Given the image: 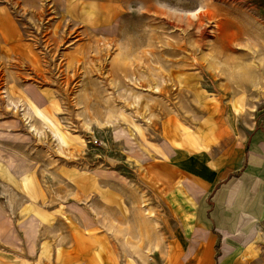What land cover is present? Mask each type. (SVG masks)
<instances>
[{
	"label": "rangeland",
	"instance_id": "obj_1",
	"mask_svg": "<svg viewBox=\"0 0 264 264\" xmlns=\"http://www.w3.org/2000/svg\"><path fill=\"white\" fill-rule=\"evenodd\" d=\"M6 1L39 57L0 63V251L64 224L114 238L121 263L160 264L177 152L264 110V0H119L79 18L65 0Z\"/></svg>",
	"mask_w": 264,
	"mask_h": 264
},
{
	"label": "crops",
	"instance_id": "obj_2",
	"mask_svg": "<svg viewBox=\"0 0 264 264\" xmlns=\"http://www.w3.org/2000/svg\"><path fill=\"white\" fill-rule=\"evenodd\" d=\"M118 2L65 0V14L111 15L105 10ZM25 32L9 2L0 0V63L32 67L39 55L23 40ZM220 121L177 152L181 166L160 264H264V110L249 127L230 117ZM62 225V236L41 230L27 247L0 251V264H136L120 262L114 238Z\"/></svg>",
	"mask_w": 264,
	"mask_h": 264
},
{
	"label": "bare ground",
	"instance_id": "obj_3",
	"mask_svg": "<svg viewBox=\"0 0 264 264\" xmlns=\"http://www.w3.org/2000/svg\"><path fill=\"white\" fill-rule=\"evenodd\" d=\"M200 14V13H199Z\"/></svg>",
	"mask_w": 264,
	"mask_h": 264
}]
</instances>
